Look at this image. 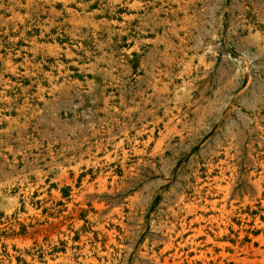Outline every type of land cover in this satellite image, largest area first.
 <instances>
[{
    "label": "rangeland",
    "instance_id": "1",
    "mask_svg": "<svg viewBox=\"0 0 264 264\" xmlns=\"http://www.w3.org/2000/svg\"><path fill=\"white\" fill-rule=\"evenodd\" d=\"M262 164L264 0H0V264H264Z\"/></svg>",
    "mask_w": 264,
    "mask_h": 264
},
{
    "label": "bare ground",
    "instance_id": "2",
    "mask_svg": "<svg viewBox=\"0 0 264 264\" xmlns=\"http://www.w3.org/2000/svg\"><path fill=\"white\" fill-rule=\"evenodd\" d=\"M86 17V16H85ZM78 21V20H77ZM93 23V22H92ZM84 24V23H83ZM7 62V61H6ZM6 65V64H5ZM8 65L11 67L13 66L12 63L9 61L8 62ZM125 158H127V153H125ZM261 172H259L260 174L257 176V179L255 181V186H256V189L258 191V194H259V210L262 211L264 213V164L261 165ZM259 170V169H258ZM220 181V180H219ZM212 182V183H210ZM217 184L218 183V179L216 178H212V179H209V183H208V188H207V193H205V196L203 198V201L202 199L200 198L199 201L196 202V200H192V202H183L184 204V209L186 210V212H189V213H192L193 215V220L191 221V223H194V222H199L203 219V216L200 215L198 216V212L199 210L203 211V212H209L211 209H217V205H218V201H217V198H216V194H217V188L214 189V184ZM220 187V186H219ZM203 188V187H202ZM220 189V188H219ZM203 190V189H202ZM201 191V190H200ZM30 196V195H29ZM203 196V195H202ZM197 197V196H196ZM227 199V194L225 196V201ZM17 202V201H16ZM17 204V203H16ZM29 206V205H28ZM31 207V206H29ZM257 208V207H256ZM32 209V208H30ZM262 214V213H261ZM246 215V214H245ZM250 215V214H249ZM247 216V215H246ZM245 217V216H243ZM242 217V218H243ZM249 219H252L250 216H249ZM232 222V221H231ZM230 220L228 219V224L231 223ZM234 223V222H233ZM227 224V223H226ZM234 228H237L236 225L232 224ZM200 226V224H199ZM182 227H184V224L182 225ZM244 234V231L241 230L240 232V235L243 236ZM250 235V234H249ZM261 237V236H260ZM251 242L253 240H255L256 238H254L253 236H251ZM209 240H211V238L209 237ZM262 238H259L258 236V239L257 241H261ZM188 243V241H186ZM173 245V243L171 244V246ZM250 245V244H249ZM192 248V247H191ZM250 249H254L253 247V243L249 246ZM255 251L257 252H260L262 254H264V252H262L260 249H254ZM179 250L176 251V255H179ZM248 251V250H246ZM251 251V250H250ZM197 252V251H196ZM200 253V258H205V253L204 252H199ZM236 254V253H235ZM198 255V254H196ZM236 257V256H235Z\"/></svg>",
    "mask_w": 264,
    "mask_h": 264
}]
</instances>
